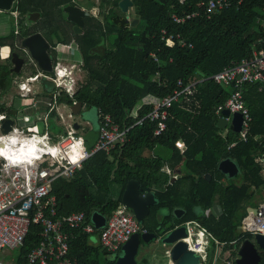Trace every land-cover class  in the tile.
Listing matches in <instances>:
<instances>
[{
  "label": "trees",
  "instance_id": "16d2710c",
  "mask_svg": "<svg viewBox=\"0 0 264 264\" xmlns=\"http://www.w3.org/2000/svg\"><path fill=\"white\" fill-rule=\"evenodd\" d=\"M119 1L89 2V8H98L97 16H86L82 32L76 35L62 11L71 0H16L12 10L19 13L20 34L15 36L13 28L0 38V45L7 44L19 54L21 40L40 33L52 46V57L55 42L67 44L73 39L81 57V79L75 94L70 98L59 93L57 103L95 106L98 125L103 116H109L120 129L129 128L122 145L109 153H95L71 178L53 183L51 194L56 198L57 216L83 212L88 220L96 212L107 220L123 205L121 196L126 183L137 180L143 192H152L159 200L141 224L147 232L161 236L195 221L214 240L225 243L223 251L238 238L240 242L251 239L250 235L241 237L238 227L247 207H256L264 199V87L258 83L241 86L251 117L242 140L231 129L223 136L216 126V107L227 100L233 87L218 85L209 78L251 57L252 50L264 51V0H230L223 10L201 12L182 24L174 23L172 15L195 12L200 2L208 0H184L182 4L179 0H131L133 18L138 20L133 27V19L127 21L119 10ZM31 13L39 17L27 26L25 20ZM162 30L180 34L185 46L166 45L161 39ZM7 60L8 63L0 62V113L7 109L4 99L16 76L10 72ZM196 79L204 80L194 86L188 101L180 98L168 109L164 132L155 136V123L148 120L135 125L153 108L152 102L144 103V99L163 98L173 92L178 80L186 86ZM42 95L51 94L45 91ZM53 119L54 113L49 121L50 129L55 131L58 127L51 122ZM181 139L186 142L182 153L176 147ZM85 145L90 149L93 143ZM224 159L233 161L238 168V174L231 179L217 169ZM165 166L171 169L169 174L164 172ZM214 205L220 207V215L205 218L204 210ZM162 209L167 213L158 221L156 217ZM174 209L183 211L180 218L174 217ZM40 232V226L30 225L23 244L14 252V264H25L27 254L40 241ZM72 234L68 242L72 264L115 263L98 243H91L90 235L81 231ZM98 234L96 230L93 236ZM215 251L216 244L210 240L208 264ZM259 255L258 264H264V253Z\"/></svg>",
  "mask_w": 264,
  "mask_h": 264
},
{
  "label": "built area",
  "instance_id": "2783aa9c",
  "mask_svg": "<svg viewBox=\"0 0 264 264\" xmlns=\"http://www.w3.org/2000/svg\"><path fill=\"white\" fill-rule=\"evenodd\" d=\"M183 1L179 0L180 4ZM229 3L230 0H208L207 2H200L198 5L199 10L183 15L173 14L172 20L174 23L182 24L188 19L200 15L201 12L209 14L223 10L229 6ZM161 39L168 46H185V41L180 34H168L165 30H162ZM58 44L54 47L55 57L52 75L48 77L39 73L34 76H28L22 81H27L29 84L36 81L39 76H43L51 83V99L49 98L45 101L35 100L33 104L24 107L22 110L27 111L31 108H36L39 104H44L46 111L41 115H37V119L32 118L27 122L23 120V117H30L31 115L23 113L21 117L24 123L34 121L35 124H39L41 133L47 131L53 143L59 141L62 137L66 138L69 133L73 136H82L81 134H76V131L73 129L74 115L69 112L70 114L63 116L60 112V105L57 104V96L59 93L63 92L70 98L75 94L80 78L82 62H72V56L75 52H78V47L74 41L63 44L70 46L63 49L58 48ZM68 54L70 56H66ZM151 56L154 61H157L153 54ZM58 66L60 68H67L71 72V79L74 81L71 94L57 83L58 80L67 79V77L58 75ZM209 79H212L218 85L233 87V91L227 100L216 107L215 114L219 118L221 117V112L224 110H228L230 115L235 113L240 114L242 124L238 134L239 139L245 140L251 117L243 101L241 86L243 84L258 83L261 87H264V51L258 52L257 50H252L251 57L224 68ZM201 80L204 79H196L186 86H183L181 80H178L173 92L163 98L153 100V108L143 118L139 119L135 125H141L144 120H148L151 123H155L154 135H160L166 130L168 109L172 103L177 102L180 98L187 102L188 97L194 93V86ZM18 89L21 98L29 96V91L21 90L19 86ZM75 103L73 102L72 104ZM21 108L23 107L19 105L16 109L20 111ZM52 112L56 114L55 121L58 122L57 125L63 129L64 133L62 134L61 132V135L60 133H54L49 128L48 117ZM0 114L3 115V119L8 117L6 112ZM226 119L229 122L228 118ZM2 121L0 120V124H2ZM12 126L18 127L16 120L13 121ZM228 129H230L229 123L222 130L223 136L226 135ZM128 130L129 128L120 129L118 125L112 122L109 116H103L99 125L98 138L90 149L86 148L90 155L85 160L97 152L109 153L118 145H122L126 141ZM179 141H182L185 145L183 150L176 146L182 153L186 149V142L182 139ZM231 146H234V144H231ZM85 160L79 162L80 167ZM80 167L68 164L67 160L58 161L47 155L42 156L36 161L34 166L30 165L28 174H25L20 166L9 168L0 167V264H4L1 256L5 251H15L23 244L28 229L32 224L40 226L41 238L38 245L27 254L25 264H72L69 258L68 243L69 239L73 236L72 233L81 231L87 235H93L97 229L91 222V218L87 220L83 212H73L58 217L56 214V198L51 194V191L52 185L56 180L60 178H71ZM164 171L168 174L170 173L166 168H164ZM209 214L215 215L211 209L206 211V216ZM215 217L217 216L215 215ZM183 226L186 231V237L183 241L187 244L188 250L199 257L201 264H204L207 259V248L210 240L215 242L216 251L211 264H217L219 257H221L219 256L220 250H218V247H223L225 243H219L211 235L208 236L206 234L205 239L208 240V244L205 247V252L200 253L195 251L189 244L187 237L191 235L194 241V232L199 230V225L195 221H189ZM240 228L241 237L245 235L253 237L256 234L264 235V199L258 203L255 213L246 211V214L241 219ZM98 230L99 245L114 257H116L115 255L120 252L122 246L133 234L147 232L136 220L133 213L124 205L116 209L105 221L104 226ZM239 242L240 240L236 239L230 243L233 248L224 255L222 262L231 264L230 258L234 256L231 252H236L237 245L240 244ZM196 247H199V245H196Z\"/></svg>",
  "mask_w": 264,
  "mask_h": 264
},
{
  "label": "water",
  "instance_id": "95a60500",
  "mask_svg": "<svg viewBox=\"0 0 264 264\" xmlns=\"http://www.w3.org/2000/svg\"><path fill=\"white\" fill-rule=\"evenodd\" d=\"M15 0H0V12H8L11 10ZM132 7L131 0H120L118 2L119 10L125 14L126 20L128 21V10ZM63 13L66 15V20L73 23V33L79 35L81 33V27L83 26L82 16L84 15L83 9L73 6L66 5L62 8ZM36 16L38 14L36 13ZM30 17V15H29ZM33 19V18H30ZM138 22L137 19H133L130 25L133 27ZM20 48L23 52L29 56V58L34 61L36 67L45 73H51L52 63L49 56V44L41 36L40 33H33L29 36L23 38L20 42ZM24 57L19 56V54L13 51L10 55V63L12 64L11 72L18 74L24 63ZM198 76H202L201 73H197ZM42 82L48 84V81L44 77L41 78ZM82 104L76 102L70 106V111L74 116H79L83 118L81 113ZM6 113L10 116L3 119V131L7 133L10 131L11 125L13 124V119L11 117L16 116L17 110L8 108ZM230 117L228 122L226 118ZM229 123L230 129L238 133L241 130L242 117L240 114L230 115L228 110L221 112V117L218 119L216 126L218 129L223 130ZM74 128L78 129L79 125L77 122L74 123ZM97 138L99 134V125L97 124ZM96 138V140H97ZM94 141V143L96 142ZM93 143V144H94ZM86 147V145H85ZM87 148V147H86ZM218 171L228 178H232L238 174V168L235 163L229 159H224L219 162L217 166ZM209 180V175L206 176ZM122 204L129 209L136 220L142 224L144 219L149 214V208L151 206L157 205L159 200L152 192H143L137 180H129L124 188L121 196ZM247 211L256 212V208L248 207ZM173 214L180 218L183 214L181 209H175ZM91 221L96 229H100L105 224V217L101 216L99 213H92ZM186 237L185 227L180 225L179 227L173 228L161 236L155 233H143L133 234L129 240L122 246L120 254L117 257H112L115 260L114 264H136L135 255L141 245H144L154 241L158 242L161 246H166L165 254L167 256L168 262L170 264H201V260L193 252L189 251L187 244L183 241ZM164 248V247H163ZM259 252L264 253V235L256 234L251 239H245L237 245L235 252L234 264H258L260 261Z\"/></svg>",
  "mask_w": 264,
  "mask_h": 264
},
{
  "label": "clouds",
  "instance_id": "9594fccd",
  "mask_svg": "<svg viewBox=\"0 0 264 264\" xmlns=\"http://www.w3.org/2000/svg\"><path fill=\"white\" fill-rule=\"evenodd\" d=\"M95 11L93 9V12ZM57 47L63 49L70 46L58 44ZM11 51L12 49L9 45H0V60L7 59ZM58 75L67 77V79L58 80L57 83L71 94L74 83L71 79V72L67 68H60L58 66ZM18 86L21 90L31 91L27 81L20 82ZM24 102L29 103L30 101L25 100ZM91 111L93 113L96 112L95 106H93ZM30 119L29 116L23 117V120L26 122ZM0 120H3L2 114H0ZM176 146L181 150L185 147L184 143L179 140L176 142ZM44 155L58 161L67 160L68 164L80 167L79 162L85 160L90 153L86 150L85 138L83 136H73L69 133L66 138L62 137L59 141L53 143L47 131L41 133L39 124L32 123L27 125L26 128L11 126L10 131L7 133L3 131V124H0V167L20 166L25 174H28L29 166H34L36 161ZM165 168L168 172H171V169H167V166ZM161 211L166 213L167 209H162ZM206 234L208 236L211 235L207 233V229L200 227L198 231L194 232V241L191 235L187 237L189 244L195 251L200 253L205 252V247L208 244V240L205 239ZM196 245H199V247H196Z\"/></svg>",
  "mask_w": 264,
  "mask_h": 264
},
{
  "label": "crops",
  "instance_id": "0c3cea01",
  "mask_svg": "<svg viewBox=\"0 0 264 264\" xmlns=\"http://www.w3.org/2000/svg\"><path fill=\"white\" fill-rule=\"evenodd\" d=\"M82 2H83V0H82ZM15 4H16V0H15V2L13 3V5H12V8H11V10L10 11H8V12H0V27H1V25L2 24H4V21H6L5 20V17L2 15L3 13H8V15L11 17L10 19H9V21L11 22V19L13 20V26H14V28H15V31H16V29H17V16H16V12H17V10L16 9H14V10H12L13 8H15ZM130 9H132V7L131 8H129V10H128V12L130 11ZM30 15V14H29ZM29 15L27 16V18H26V25L27 26H29V23H27V22H30L29 20H30V18H29ZM65 15V14H64ZM28 20V21H27ZM128 21H130L129 20V16H128ZM7 23H9V22H7ZM9 32L10 31H7L6 32V34L5 35H2V36H0V37H5V36H7L8 34H9ZM15 33V32H14ZM54 41H56V40H54ZM59 42H55V46H56V44H58ZM60 44H62V43H60ZM54 46V47H55ZM54 47H53V49H54ZM11 55V54H10ZM10 55L8 56V58L7 59H9L10 60ZM55 57V56H54ZM7 59H5V60H7ZM78 61H81V58L78 60ZM54 63V62H53ZM11 64V63H10ZM12 65V64H11ZM13 73V72H12ZM81 73H82V71L80 72V78H79V80L81 79ZM15 74V73H14ZM15 75H17V74H15ZM28 77V76H27ZM18 78H19V80H18ZM21 78V79H20ZM25 79V78H24ZM23 78H22V76L21 77H17L16 78V76L13 78V88H11V90H10V92L8 93V95H11V103L10 104H7V109L8 108H10V109H15V110H17L16 108H14V104H17V102H15V98H19V99H17V101H19L20 99H21V97L19 96V94H20V91H19V89H18V84L20 83V82H22L23 80H24ZM47 80V79H46ZM48 81V80H47ZM32 83V82H31ZM44 85H45V87L44 86H42L41 87V91H34V89L32 88V86L30 85V83H29V86H30V88H31V91H29V96L28 97H30L31 98V100H32V103L31 104H33V102L35 101V100H43V101H45V100H48L49 98L51 99V95L50 96H48V95H42V93H44L45 91H49L50 92V94H52V85H51V83L48 81V84L47 83H45L44 82ZM14 88H17L18 89V93L17 94H15L12 90L14 89ZM156 98H153V97H147L146 99H144L143 100V102L144 103H147V102H152L153 103V100H155ZM5 100V99H4ZM30 104V105H31ZM57 104H59L60 105V112H61V114L63 115V116H67L68 114H70L69 112H71L69 109H70V106H68V105H65V104H63V103H57ZM29 106V105H28ZM82 108H83V106H82ZM6 109V110H7ZM24 109V107L23 108H21L20 109V111L19 110H17V114H16V116H14V117H11L12 119H13V121L14 120H16V118L17 117H21V114H29V115H31L30 116V118L32 119V118H36L37 119V115H41V114H43V112H45L46 111V108H45V106H44V104H39L36 108H31L30 110H27V111H22ZM81 111H82V109H81ZM6 112V111H5ZM2 113V112H1ZM52 113H54V119H53V121H51V122H54V124H55V127L57 126L58 127V130H55L54 131V133H60V135H61V132H62V134L64 133L63 132V129L59 126V125H57L58 124V122L57 121H55V118H56V114H55V112H52ZM51 113V114H52ZM51 114L49 115V117L48 118H50V116H51ZM73 115V114H72ZM84 115V114H83ZM7 116L8 117H10L8 114H7ZM228 120L230 121V117L228 118ZM82 121H83V123H84V125L83 126H80V124H79V122H77L78 123V125H79V127H78V129H75L74 128V126H73V129L76 131V134H78V135H82L84 138H85V142H86V144L88 143V144H90V143H94V141L96 140V138H97V120H96V124L94 125V126H92V125H89V123L86 121V116L84 115L83 116V118H82ZM74 123H75V121L73 120V125H74ZM13 125V124H12ZM11 125V126H12ZM49 128H51V125H50V121H49ZM222 131V130H221ZM165 172V171H164ZM166 173V172H165ZM168 174V173H167ZM225 176V175H224ZM226 177V176H225ZM226 178H228V177H226ZM233 178V177H232ZM228 179H231V178H228ZM258 205V204H257ZM155 206V205H154ZM152 207V206H151ZM257 207V206H256ZM256 207H254V208H256ZM248 208V207H247ZM150 209V208H149ZM211 209V211L212 212H214V214L218 217L219 215H220V213H221V210H220V207L218 206V205H214L213 207H210V208H208V209H206V210H204V217L205 218H207V217H209V216H213L214 218H217V217H215V215H213V214H209L208 216H206V211L207 210H210ZM175 210V209H174ZM173 210V211H174ZM130 211V210H129ZM246 211H247V209H246ZM167 213V212H166ZM166 213H164V212H162L161 210L159 211V213L157 214V220L158 221H160L161 220V218L163 217V216H165L166 215ZM173 213V212H172ZM174 215V214H173ZM174 217L175 218H177L175 215H174ZM90 218H91V216H90ZM92 222V221H91ZM189 222V221H188ZM185 224V223H184ZM184 224H182V225H184ZM176 227H179V226H176ZM175 227V228H176ZM98 230V229H97ZM238 231L240 232V234H241V228H240V226L238 227ZM147 233V232H146ZM138 234H142V233H138ZM92 237H95V240L93 241L92 240ZM90 239H91V243H94V244H99V242H98V237L97 236H91L90 235ZM239 239V238H238ZM216 241V240H215ZM218 242V241H217ZM152 245H155V242L154 241H152V242H150V243H148L147 245H144L142 242H141V245L140 246H144V247H146V248H148L151 252L150 253H152V255L155 253L156 255H153L152 256V258H155V264H163V262L161 261V263H160V261H159V256H158V254L157 253H159L160 254V252H162V251H167V249L166 248H163V247H157V246H152ZM225 246V245H224ZM224 246L223 247H218V250H220V255H223L222 257H224V255H226V253L227 252H229V250H231L232 248H231V245L229 244V248L227 249V250H225V251H223V249H224ZM15 251H5L4 253H3V255L1 256V258L3 259V261H4V264H14V253ZM119 254H120V252H119ZM142 254V253H141ZM231 254H232V252H231ZM233 255V254H232ZM118 256V255H117ZM116 256V257H117ZM151 256V255H150ZM108 257V256H107ZM109 258V257H108ZM160 258H162L161 256H160ZM111 261H113V259L112 258H109ZM138 261L139 262H141V264H143V262L145 261V264H149L148 263V261H147V256L145 255V256H141V255H138ZM137 262V261H136ZM167 263H169L168 262V260L166 261ZM151 264V263H150ZM164 264H166V263H164Z\"/></svg>",
  "mask_w": 264,
  "mask_h": 264
},
{
  "label": "rangeland",
  "instance_id": "374dc122",
  "mask_svg": "<svg viewBox=\"0 0 264 264\" xmlns=\"http://www.w3.org/2000/svg\"><path fill=\"white\" fill-rule=\"evenodd\" d=\"M96 4H97V2H98V0H93ZM78 3L79 5H81L82 3V5L81 6H83V7H86L85 6V4H84V2H82V0L80 1L79 0V2L77 1V0H75V3ZM81 3V4H80ZM93 9H95L96 11L95 12H93ZM98 12V8H91L90 10H89V13L92 15V16H94L93 15V13H97ZM4 17H5V20L6 21H4V24H2L1 25V27H0V36H2V35H5L6 34V32L7 31H11L13 28H14V26H13V20L11 19V22L9 21V19L11 18L9 15H8V13H3L2 14ZM128 16H129V20H131V19H134L133 17H134V13H133V10L132 9H130V11L128 12ZM28 21V20H27ZM7 22H9V23H7ZM27 23H30V22H27ZM0 38H2V37H0ZM99 49V48H98ZM98 51V50H97ZM27 56V55H26ZM66 56H70V54H68V55H66ZM27 58H28V61L26 62V64L23 66V68L21 69V72L22 73H24L23 74V76H22V78L24 79V78H26L27 76H29V75H31L30 73L31 72H29L30 70H34L35 72H39L38 70H35V68L33 67V65L32 64H34V61H32L28 56H27ZM81 57H80V54H79V52H75L74 53V55L72 56V62H74V63H76V62H78V60L80 59ZM8 60H0V62H3V63H8L7 62ZM67 64H69L68 62H67ZM52 74H50V76H51ZM17 78V77H16ZM21 79V78H20ZM18 80H19V78H18ZM30 85L32 86V88L34 89V91H41V85L39 84V81H35V82H32V83H30ZM15 94H17L18 93V89L17 88H14L13 90H12ZM17 99H19V98H15V102H17V104H14L15 106H14V108H18L19 107V105L21 106V107H26V106H28V105H30L31 103H32V100H31V98L30 97H26V98H21L19 101H17ZM25 100H29L30 102L29 103H25L24 101ZM5 101H6V103L7 104H10L11 103V95H8L6 98H5ZM140 103L141 102H139L138 104H137V106H139L140 105ZM92 110V108H86V107H83L82 108V111H81V113L82 114H84L85 116H86V121L89 123V125H92V126H94L95 124H96V120H97V113L96 112H92L91 111ZM73 120L75 121V122H79V124H80V126H83L84 125V123H83V121H82V119L79 117V116H74L73 117ZM16 122H17V126L18 127H27V125H30V124H32V123H34V121H32L31 123H24L23 122V120H22V117H17L16 118ZM238 181V179L236 178L235 179V181ZM263 195H264V193H263ZM92 240L94 241L95 240V237H92ZM152 246H157V247H166V246H161L160 244H158V242H156L155 243V245H152ZM141 251V249H139V252ZM221 253V252H220ZM14 254V253H13ZM219 256H221V257H219V259H218V261H217V264H227V263H225V262H222L224 259H223V255H220L219 254ZM138 259H137V257H136V261H137ZM147 261H148V263L150 264H155V258H152V256H150V255H148L147 256ZM138 263H139V261H138Z\"/></svg>",
  "mask_w": 264,
  "mask_h": 264
},
{
  "label": "flooded vegetation",
  "instance_id": "af4514ba",
  "mask_svg": "<svg viewBox=\"0 0 264 264\" xmlns=\"http://www.w3.org/2000/svg\"><path fill=\"white\" fill-rule=\"evenodd\" d=\"M78 2H79V0H77ZM81 1V0H80ZM83 2H84V4H85V6L86 7H83V6H81V5H79L77 2L75 3V0H71V4H68V5H73V6H77V7H79V8H81V9H83V11H84V15L81 17L82 18V21L84 20V18L86 17V16H89V15H91L90 13H89V10L91 9V8H89L88 7V3L89 2H94L93 0H83ZM93 15L94 16H97V13H93ZM16 16H17V23H18V20H19V13L18 12H16ZM38 17L39 16H36V13H31L30 14V17L29 18H33V19H30L29 21H30V23H29V26L30 25H32V24H34L37 20H38ZM65 18H66V15H65ZM71 23V22H70ZM73 23H71V30L73 31ZM83 27H84V21H83V26L81 27V32H82V29H83ZM20 34V31H19V26H18V24H17V29H16V31H15V36H18ZM46 41V40H45ZM72 41H74L73 39L72 40H70V42H72ZM75 42V41H74ZM49 52H50V49L52 48V46L49 44ZM20 52H19V56H21V57H24V63H23V65H22V67H21V69L23 68V66L26 64V62L28 61V58H27V54H26V52H23V51H21V50H19ZM13 52V50L11 51V53ZM52 53V52H51ZM27 55V56H26ZM29 57V56H28ZM50 58H51V63H52V68H53V62H54V57H52V54H51V56H50ZM33 65V67L35 68V70H38L39 72H38V74L40 73V74H42V75H44V76H50V74H52V72L51 73H49V74H44V72H41L37 67H36V65H35V63L34 64H32ZM12 65H11V67H10V72H11V69H12ZM32 70H30L29 72H31ZM12 73V72H11ZM12 74H14V73H12ZM23 74L24 73H22L21 72V70H20V72L16 75V77H21V76H23ZM37 75V74H36ZM43 76H39V78H37V80L36 81H39V84L41 85V86H44L45 87V85H44V82H42V78ZM45 80H46V78H45ZM35 82V81H34ZM12 86H11V88H13V81H12ZM139 249H141V251L139 252ZM139 249H138V251H137V254L135 255V262H136V257H137V259H138V255H141V256H148V255H151V256H153V255H156L155 253L152 255V253H150L151 251L148 249V248H146V247H144V246H140L139 247ZM142 253V254H141ZM158 254V256H159V261H160V263H161V261L163 262V264L164 263H166V264H170V263H167L166 261L168 260L167 259V256H166V254H165V251H162V252H160V254L159 253H157ZM117 255H119V253H117L115 256H117ZM109 258H112V257H114L113 255H111V254H109V255H107ZM160 256L162 257V258H160ZM234 259H235V255L234 256H232L231 258H230V261H231V264H234ZM136 264H141V262H139L138 263V260H137V262H136ZM204 264H208V261H207V259L205 260V262H204Z\"/></svg>",
  "mask_w": 264,
  "mask_h": 264
}]
</instances>
